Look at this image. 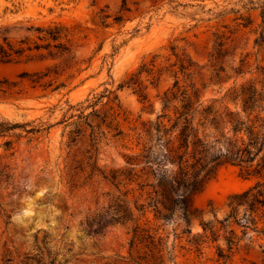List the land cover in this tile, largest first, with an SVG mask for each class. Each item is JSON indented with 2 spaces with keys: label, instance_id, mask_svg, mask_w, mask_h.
Segmentation results:
<instances>
[{
  "label": "rangeland",
  "instance_id": "rangeland-1",
  "mask_svg": "<svg viewBox=\"0 0 264 264\" xmlns=\"http://www.w3.org/2000/svg\"><path fill=\"white\" fill-rule=\"evenodd\" d=\"M242 86L264 96V0H0V264H264V206L230 205L264 185V147L187 222L147 195L170 170L157 129L198 105L245 119ZM145 147L143 190L117 184Z\"/></svg>",
  "mask_w": 264,
  "mask_h": 264
},
{
  "label": "trees",
  "instance_id": "trees-1",
  "mask_svg": "<svg viewBox=\"0 0 264 264\" xmlns=\"http://www.w3.org/2000/svg\"><path fill=\"white\" fill-rule=\"evenodd\" d=\"M58 34L49 33L53 40L59 38ZM234 95L242 100L245 119L240 117L239 112L226 111L218 115L211 108L199 109L198 105L195 108L190 106L180 113L169 128L162 131L157 129L156 142L162 149L160 162H165L170 167L167 174L160 175L155 185H150L153 191L147 193L158 218L169 221L175 212H179L187 222L192 214V197L202 190L217 167L222 163H230L249 169L255 157L262 151L264 117L260 116V112H264V96L257 94L252 87L243 86ZM256 110L253 119H250ZM209 128L213 130L210 136L206 133ZM209 137L213 140L209 141ZM150 149L151 147H145L142 154L129 158L133 162L128 163L131 166L143 162L140 170L130 168L115 171L112 177L119 181L117 184L124 181L128 185L137 183L139 190H143L144 185L140 184V180L149 173L145 169L149 167L146 165L151 159ZM153 160L155 162L157 158ZM103 178L108 180L105 175ZM262 186L264 185L258 182L243 194L233 196L230 201L232 210L235 212L240 206H247L251 210L256 205L264 206V202L259 199L264 193ZM253 190L257 192L251 194ZM127 194L125 192L124 195ZM125 212L120 208L115 217L120 214L124 217ZM40 262L35 255H26L22 261L23 264Z\"/></svg>",
  "mask_w": 264,
  "mask_h": 264
}]
</instances>
